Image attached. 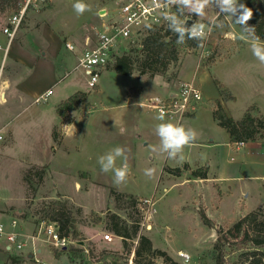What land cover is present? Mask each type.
Returning <instances> with one entry per match:
<instances>
[{
  "label": "rangeland",
  "instance_id": "obj_1",
  "mask_svg": "<svg viewBox=\"0 0 264 264\" xmlns=\"http://www.w3.org/2000/svg\"><path fill=\"white\" fill-rule=\"evenodd\" d=\"M75 2L46 0L29 7L11 43L3 28L13 14L0 10V65L4 64L9 84L8 100L0 104V128H5L6 135L0 148V223L9 230L12 217L37 221L40 209L60 198L75 217L80 235L65 249L45 248L41 258L48 264H129L141 235L150 237L155 248L166 250L176 261L215 264L219 232H228L253 210L264 211V178L255 177L264 175V138L258 140L263 143L257 151L230 145L227 130L213 116L217 100L236 120L251 106L264 115V63L252 53L253 44L264 47V42L248 36L230 18L231 24L224 22L216 28L217 44L210 41L215 48L209 58H202L199 46L185 48L179 61L163 69L159 64L160 72L144 78L138 71L133 73L138 77L116 74L112 57L100 75L99 91L89 86L84 69L75 66L78 52L90 45L88 39L95 42L97 31L108 19L101 11L107 9L111 14L114 5L112 0H84L90 11L78 16L72 7ZM230 28L236 33L235 40L221 36ZM146 35L143 32L125 43L117 55L130 50L137 54ZM67 42L73 43L74 52L66 47ZM215 79L236 99L224 100ZM192 80L201 88L204 100L180 124L198 133L196 142L180 154L183 161L169 160L159 151L154 131L162 122L178 124L177 118L159 120L157 110L136 103L134 118L117 122L119 110L111 106L121 99L122 89L143 86L144 96H166L171 85L179 91L184 82ZM51 86L49 100L36 103L35 98ZM78 90L88 92L87 100L65 120L58 118V103ZM117 146L126 149L130 169L120 185L114 183V172L103 173L98 163L101 155ZM201 162L207 166H198ZM122 163L118 158L116 166ZM178 167L181 174L174 171ZM31 168L46 169L40 182L34 176V186L40 183L35 192L24 181ZM149 168L154 169L151 177L145 175ZM198 168H208L211 178L195 177L192 171ZM212 176L227 178L215 182ZM144 198H153L157 209L151 228L143 225L140 207L150 208L141 202ZM132 199L137 200L134 205ZM115 213L129 223H138V235L128 239V250L123 238L109 229ZM110 232L113 242L105 240ZM236 233L233 230L224 237L233 241ZM4 244L0 243V264H36L27 251H9ZM230 249L235 250L227 260L233 263L244 248ZM181 250L190 254L189 261L180 258ZM155 261L164 264L161 257Z\"/></svg>",
  "mask_w": 264,
  "mask_h": 264
},
{
  "label": "trees",
  "instance_id": "obj_2",
  "mask_svg": "<svg viewBox=\"0 0 264 264\" xmlns=\"http://www.w3.org/2000/svg\"><path fill=\"white\" fill-rule=\"evenodd\" d=\"M22 2L23 0H0V10H9L11 14L18 13ZM240 3L246 4L253 10V17L247 24L253 27L254 30H249L246 34L255 40L264 42V0H240ZM235 24L241 28L239 24ZM195 46H197V42L194 40L177 44L176 35L169 29L163 32L161 28H154L143 37L137 54L130 50L122 55H114L112 68L118 74L126 76L132 75L135 71L142 75L153 74L161 71L156 68L157 65L161 64L163 66L161 69H163L171 62L176 63L179 61L183 49ZM215 83L224 100L236 99L235 95L220 80L215 79ZM94 88L100 90L99 85ZM139 95L140 90L133 86L129 88L127 98L131 100ZM87 98L88 92L77 91L62 100L56 107L58 116L65 120L68 118V113L75 110L78 104L87 100ZM255 108V106L249 107L243 117L236 120L228 114L221 100L216 101L213 116L219 125L227 130L229 142L232 145L239 142H255L264 138V115L255 113ZM185 166H188V164ZM33 169L27 170L24 175V181L35 192L37 190L36 186L40 184L39 182L46 173V169L43 168L40 171H34ZM207 169L198 168L193 170L192 173L195 177L207 179L209 178ZM174 171L176 174H181V167L176 168ZM34 176H38L39 180L36 186H34ZM119 196L120 194H118ZM136 201V199H132V205ZM39 213V219H48L56 222L62 236L75 240L80 235L75 217L67 208L66 203L60 198L51 200L40 209ZM204 218H206L205 215ZM97 220L100 221L101 216ZM109 220V229L123 238L124 247L128 250V239L138 235V223H129L116 213L111 215ZM207 222H209L208 219ZM233 230L237 232L235 235L237 239L230 241L224 236L228 232L233 233ZM228 232H219L214 245L215 264H264V211L261 208L241 217ZM239 237L240 239H238ZM231 246H235L237 249L244 248L239 253L238 260L233 263H229L227 260L230 252L235 250H231ZM157 257L163 258L164 264H184L176 261L166 250L155 248L150 237L141 235L131 264H155Z\"/></svg>",
  "mask_w": 264,
  "mask_h": 264
},
{
  "label": "built area",
  "instance_id": "obj_3",
  "mask_svg": "<svg viewBox=\"0 0 264 264\" xmlns=\"http://www.w3.org/2000/svg\"><path fill=\"white\" fill-rule=\"evenodd\" d=\"M42 1L46 0H23L19 12L10 16L7 25L3 28L9 43H11L20 28L27 9L36 6ZM112 2L114 7L111 14L107 9L101 11L102 13L105 12L103 16L108 17V19L102 24L101 29L97 31L95 42H89L88 39V44L90 43V45L78 54L77 68L84 69L91 88L99 84L102 71L107 67L111 58L120 52L125 43L133 41L137 35L143 32L144 34L148 33L154 28H161L163 32L166 31L168 26L164 15L175 12V8L170 6L167 0H112ZM205 15L206 17H197L185 14L183 19L186 20V23L191 20V25L194 22H202L205 25L210 22L231 24L230 18L220 15L218 9L214 6H209ZM148 25H151V29L147 27ZM216 28L206 35L202 46H199L202 48V58H209L213 54L212 50L215 47L209 43L214 40L215 45L217 44V37H215ZM221 36L224 39L235 40L236 33L230 28L222 33ZM208 45L211 46V50L206 49ZM66 47L73 52L75 51V46L71 42H67ZM8 87L9 84L6 80L4 64L2 63L0 65V104L6 103L8 100ZM52 93V88L44 90L35 98V102H47ZM203 100L201 88L192 80L184 82L179 91L165 98L150 97L142 104L157 110L162 116L180 119L189 111L196 110ZM5 139V128H0V148L4 144ZM244 144V142H239L237 147H242ZM141 202L144 203V206H150L147 210L143 206L140 208L143 210V225L151 228L153 215L157 212L153 198H144ZM105 240L113 242L114 234L111 232L107 233ZM3 241L5 242V249L9 251H27V255L34 259L36 264H48L41 258L45 248L62 250L73 243L70 237L60 234L59 226L54 221L38 219L34 222H27L15 217H12L9 230H6L4 225L0 223V243ZM84 250L89 253L88 248H84ZM178 254L186 262L191 259L190 254L182 250L178 251Z\"/></svg>",
  "mask_w": 264,
  "mask_h": 264
},
{
  "label": "clouds",
  "instance_id": "obj_4",
  "mask_svg": "<svg viewBox=\"0 0 264 264\" xmlns=\"http://www.w3.org/2000/svg\"><path fill=\"white\" fill-rule=\"evenodd\" d=\"M167 3L175 8V12L165 14L164 19L167 22L169 31L176 35L177 44L194 40L197 42V46H202V42L208 33L216 27L223 26L216 22H210L208 25L202 22H194L191 26H186V20L183 19L185 14L203 17L209 6H214L218 9L220 15L231 18L234 23L239 24L244 33L254 30L253 27L247 24L253 17V10L246 4L240 3V0H167ZM72 7L78 16L90 11V6L84 3V0H76ZM147 27L151 29V25ZM252 53L261 63H264V47L253 44ZM157 119L163 120V116L161 115ZM69 126L71 125L65 127ZM154 131L159 138V151L166 154L169 160L183 161L180 154L186 147L192 146L198 137L195 129L186 128L172 122L159 123L155 126ZM118 158H122L124 161L119 167L116 166ZM127 159L126 149L117 146L108 153L101 155L98 158V163L103 173L114 172V183L120 185L126 182L129 175L130 169ZM153 174L154 169L145 170L146 176L151 177Z\"/></svg>",
  "mask_w": 264,
  "mask_h": 264
},
{
  "label": "crops",
  "instance_id": "obj_5",
  "mask_svg": "<svg viewBox=\"0 0 264 264\" xmlns=\"http://www.w3.org/2000/svg\"><path fill=\"white\" fill-rule=\"evenodd\" d=\"M75 67L77 68V65ZM110 69L111 68H109V70ZM113 72H115V71H113ZM116 74H118V73H116ZM132 76H137V75L132 74ZM141 77L148 78L145 75L144 76H141ZM98 85L100 87V90L99 91H101L102 90V85L100 83ZM134 87H136V86H134ZM49 88H52V86L49 87ZM129 88L122 89V93L123 94H122L121 99L118 100V101H116V102H114V104L111 106V107H116V109L119 110V113L116 116V120L118 119L117 122L119 124H121L122 122H125L127 120H131L132 118H134V115L133 114L135 113V111H134V109H132V107L134 106V104H136V103L142 104V103L146 102V100L149 99L150 97H161V98H165V97L169 96L170 94H173V93L177 92V89H175L171 85L170 86V90H169V94H167L166 96H160V94H159V96L158 95L144 96V89H143V86H142L141 89L139 87H137L140 90V95L138 97H135V98L131 99V100H128L127 95H128ZM78 91H83V90H78ZM143 96H144V100L141 101V102H138L140 100V98L143 97ZM196 115H197V112L195 111V113L192 116L195 117ZM184 117H182L180 119H177L178 124H181L182 123ZM58 118H60V117H58ZM67 128H69V127H67ZM227 143H229L231 145V143L229 141ZM262 143L263 142H261V141H255V142H247L244 145H245V147L247 148L248 151L252 152V151H257V149L260 148V146H261ZM238 148H240V147H238ZM202 165L207 166L206 163L204 164V162H201V164H199L198 166H202ZM255 177H263L264 178V175H262V176L257 175ZM209 178H211V176ZM212 178L216 179L215 182H217L218 179L220 180V179H223V178H227V176H212ZM206 180H208V178ZM43 252H45V250Z\"/></svg>",
  "mask_w": 264,
  "mask_h": 264
},
{
  "label": "water",
  "instance_id": "obj_6",
  "mask_svg": "<svg viewBox=\"0 0 264 264\" xmlns=\"http://www.w3.org/2000/svg\"><path fill=\"white\" fill-rule=\"evenodd\" d=\"M190 25H191V20H188L186 26H190Z\"/></svg>",
  "mask_w": 264,
  "mask_h": 264
}]
</instances>
